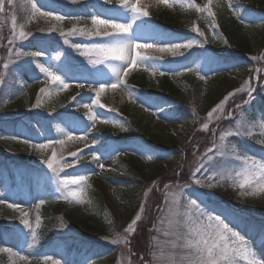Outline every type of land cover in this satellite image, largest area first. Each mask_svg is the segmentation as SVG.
I'll return each instance as SVG.
<instances>
[{
  "label": "rangeland",
  "instance_id": "rangeland-1",
  "mask_svg": "<svg viewBox=\"0 0 264 264\" xmlns=\"http://www.w3.org/2000/svg\"><path fill=\"white\" fill-rule=\"evenodd\" d=\"M222 2L231 5L244 21L248 12L255 11L256 0H94L87 8L90 19L68 20L75 14L70 0H3L0 49L2 40L7 48L3 53L0 50V259L5 264H206L197 249L200 236L196 233L201 225L215 226V217L228 225L232 264H264V233L248 235L227 217L209 211L205 198L208 193L216 196L215 187L231 188L241 208L264 221V160L244 154L236 143L245 144L255 132L244 107L248 91L251 88L249 94L264 96V63L259 62L264 58V26L256 27L250 52H243L251 63L218 76L205 75L204 99L215 97L216 101L219 90L226 93L209 106L206 116L193 117L198 120L194 132L190 130L193 124L176 113V101L154 102L125 82L143 70L147 81L156 84L162 72L175 67L174 82L184 92H192L195 76L209 68L207 60L229 51L215 23ZM106 6L119 15L97 9ZM167 9L180 11L184 25L179 31L185 36L174 38L152 18L154 10ZM93 15L130 26L125 36L129 59H113L95 47L113 42L96 32L117 30L93 23ZM260 19L264 21V15ZM135 44L153 46L132 47ZM177 44L180 47H173ZM137 52L140 58L133 67L130 58ZM73 70L83 78L85 73L93 76L96 85L90 77L85 83L74 77L71 80L69 71ZM49 72L60 80L53 81ZM250 82L255 85L246 91ZM73 83L85 87L87 94L66 105L72 100L67 92ZM101 85L105 88L97 101ZM233 93V107L223 113L226 99ZM182 94L186 99L187 94ZM65 113L76 116L83 133L74 124L68 127ZM258 122L264 131V119L259 117ZM106 124L118 129L141 127L148 141L135 138L123 149L106 137L102 130ZM204 130L205 143L184 145L189 133L197 138L205 135ZM49 141L53 143L47 148L37 147ZM53 152L55 171L46 163ZM72 153L78 155L73 158ZM123 158L133 159L149 179L139 199L133 194L142 186H127L120 177ZM75 175L86 179L78 184L63 183ZM96 185L109 196L101 211L103 230L81 235L60 222L52 234L58 239L41 243L43 207L49 201L67 202L76 216L85 218L87 191ZM154 196L158 197L149 202ZM143 225L144 246L138 255L131 244L138 226ZM260 234L261 241H255ZM218 264L226 262L218 258Z\"/></svg>",
  "mask_w": 264,
  "mask_h": 264
},
{
  "label": "trees",
  "instance_id": "trees-1",
  "mask_svg": "<svg viewBox=\"0 0 264 264\" xmlns=\"http://www.w3.org/2000/svg\"><path fill=\"white\" fill-rule=\"evenodd\" d=\"M92 0H70L71 2V8L75 9L73 11L74 16H71L70 19H81V18H87L89 17V13L84 10V6L91 3ZM254 5V10L248 12V22L241 21L234 17L233 10L231 7L227 4L222 2L219 11L215 15V23L222 34L224 41L228 45V58H220L219 62L215 61L211 65V71L212 74L218 75L219 70L221 67L228 66L230 67L233 63H239L241 67L244 66V61H246L245 53L243 52H250V41L252 40L251 35L256 38L257 35H255L256 27L264 26V21L261 22H255L257 16L264 14V0H256V3ZM82 7L83 9L80 10L78 7ZM80 12V13H79ZM152 18L159 24H161L164 28H168L172 30V33H174L173 37H178L180 34L178 29L180 30L183 27V16L181 15L180 11H170V10H154L151 12ZM261 17V16H259ZM246 28V29H245ZM247 29L250 30L247 32ZM245 33V35H244ZM262 33V32H260ZM263 36V34H261ZM264 40V39H263ZM1 42V53H3L7 48V43L2 40ZM232 45V46H231ZM237 49V50H236ZM240 57V58H239ZM258 61V60H257ZM259 62L264 63V58H259ZM243 65V66H242ZM1 69V65H0ZM74 78L77 79L79 77L80 82H86L88 81L87 77L86 79L83 78V76H80L78 73H72ZM73 78V79H74ZM193 82V91L192 92H184L181 88H179V84L175 83L174 79L169 76V74L164 73L156 84H152L149 81H147L146 73L140 72L139 74H132L126 78V82L133 88L135 91H137L140 94L146 95L150 99H153L156 102H170L173 103V101H176V104H178L177 114L185 121L189 122L193 125H191V132L193 129V132L196 131V124H198V120H193V117L200 118L206 116L207 109L209 106L214 104L216 101H218L221 97H223V93H226V90H219L218 92H221L219 95V98L215 101V97L211 101H208V99H204V92L206 91V87L204 85V82L200 79H194ZM205 89V91H204ZM224 91V92H223ZM242 94L243 91H240ZM182 93H186L187 96H185L186 99L181 98L180 96H183ZM13 94V93H12ZM222 94V95H221ZM72 95V100L69 102H66V105L68 103H75L76 101L81 98H84L86 95L85 88H75V86H71L69 92H67V96ZM216 95V94H215ZM233 94H230L228 96V99H226L225 105L223 107V113H228L229 110L233 107L232 102H234L232 96ZM66 96V98H67ZM184 97V96H183ZM2 99V98H1ZM68 99V98H67ZM64 101V99H63ZM215 101V102H214ZM258 102V101H257ZM72 106L75 107L73 104ZM122 109L124 111L127 110L126 106H123ZM68 111V110H67ZM70 112V110L68 111ZM127 113V112H126ZM251 115V120H256L257 115L259 114L258 110H250L249 111ZM60 114V113H59ZM200 114V115H199ZM203 115V116H202ZM65 113L64 119H67V122L72 124L75 122L73 118ZM197 121V122H196ZM81 125H75L78 127V130L84 131V127ZM109 124H106L103 126V132L105 131L106 137L110 138L113 141L124 143L127 139H135V138H141L144 140H147L146 130L137 127V126H126L122 129H118L112 126H107ZM199 127V125H198ZM205 132V130H204ZM189 141L186 140L184 145H192V141H196L197 143H205L208 138L206 139V132L205 135H200L199 137H194L192 133H189ZM148 141V140H147ZM173 141H171L170 146L173 145ZM236 143L239 145L238 148L240 150H244L247 154H249L252 158H260L261 156L264 157V135L261 134H253L251 136V139H247L245 144H241L236 140ZM169 146V145H168ZM120 161H122V167H121V179L124 181V183L127 186H134L137 184H140L142 188L138 187V190L136 191V194H133L134 197L138 198L141 195V190L145 188L147 183L149 182V179H147L142 171V167H139V165L133 161V159H126L123 158ZM161 179V177H160ZM105 180L101 181L102 183ZM101 187V186H100ZM99 186H93L91 190L87 191V201L86 209L88 210V216L87 217H80L76 216L74 213V208L70 206L67 202L62 201H49L42 210V224H41V243H49L52 241V239L55 236H52L54 227L57 226V223L60 224L62 222L65 227L72 229L75 232L83 234H91L95 233V231L101 232L103 230V223L105 222V218L101 215V211H103L104 205L106 206L108 204L109 196L108 193L104 190H101ZM214 194L216 196H210L209 193L206 194L207 204L218 211L219 213L229 217L230 219H233L235 221H240L241 224L246 225L248 227L253 228H264V221L253 217L250 212L244 210L241 208L237 197L235 196V193L232 191L231 188L219 186L215 187L213 190ZM158 196H154L153 198L150 197L149 202H151L153 199L157 198ZM100 211V212H99ZM145 230V226H138L137 231L133 235V239H135L134 242H132V251L135 254L140 255L143 252V246H144V236L143 232ZM82 243L85 244L84 241ZM2 260L1 262L5 264V260Z\"/></svg>",
  "mask_w": 264,
  "mask_h": 264
},
{
  "label": "snow or ice",
  "instance_id": "snow-or-ice-1",
  "mask_svg": "<svg viewBox=\"0 0 264 264\" xmlns=\"http://www.w3.org/2000/svg\"><path fill=\"white\" fill-rule=\"evenodd\" d=\"M11 2V0H9ZM166 2V0H165ZM3 8V0H0V9ZM145 15H147L145 13ZM57 19H62V17H56ZM92 21L95 24H103V25H110L113 29H116V32L109 33V32H96L95 35H103L106 37H110L111 41L107 44H98L95 47L99 48L101 51H103L106 55H110L111 58L125 61L129 59V56L126 55L130 45L126 42L125 36L130 31V26L123 23H116L112 19L104 20V19H98L95 15L92 16ZM21 36H24V32L21 31ZM151 44H135L132 47L139 48V47H152ZM188 48L192 47V43H188L186 45ZM173 47H180V45H173ZM165 49H161V51H164ZM137 58H140L139 52L135 54V56H132L131 59V66H135ZM141 59H147V58H141ZM42 71H46V69H41ZM49 76L53 81H59L60 77L53 75L52 73H48ZM67 87V85H64ZM111 87L115 88L116 85L113 84ZM105 85H101L99 91L97 92V101L99 99L100 92L104 91ZM211 115V113H209ZM205 128H207V125H204ZM69 139H72L70 136ZM59 143H63V141H58ZM53 143V141H49L48 144H39L37 147L44 149L49 146V144ZM55 152H53V157L51 159H48L46 161L47 167L49 169H52L55 171V168H53L54 160H55ZM78 155V153H72L73 158H75ZM65 167H68V165H65ZM103 167V165H101ZM86 179L83 175H75L72 176L70 179H66L63 181L65 185L71 183V184H78L81 181H84ZM199 183V181H197ZM243 187V185L241 186ZM73 196L76 195V193H72ZM43 203V201H41ZM24 215H27V213H24ZM139 219V217L137 218ZM212 217H209V220H211ZM217 224L213 226L212 224L207 225H201V228L197 231V235L200 236V239L196 242L197 249L201 253L202 257L206 261V264H218V258L220 260H224L226 264H232L233 257L230 256V238L227 235L228 231V225L222 224L220 217H215ZM196 222H199V217L196 218ZM25 224H28V220L24 221ZM135 223V221H134ZM231 251L234 253L236 250L234 248L231 249ZM51 259V258H49Z\"/></svg>",
  "mask_w": 264,
  "mask_h": 264
}]
</instances>
